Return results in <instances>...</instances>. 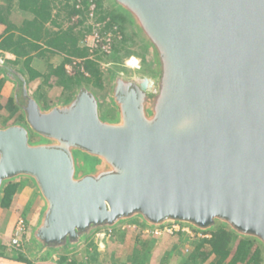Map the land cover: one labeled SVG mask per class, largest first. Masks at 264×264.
Wrapping results in <instances>:
<instances>
[{
    "label": "water",
    "instance_id": "95a60500",
    "mask_svg": "<svg viewBox=\"0 0 264 264\" xmlns=\"http://www.w3.org/2000/svg\"><path fill=\"white\" fill-rule=\"evenodd\" d=\"M106 1L147 63L113 65L108 99L81 85L46 108L21 71L24 122L0 128V190L32 181L33 239L55 251L139 220L220 224L264 252V0Z\"/></svg>",
    "mask_w": 264,
    "mask_h": 264
},
{
    "label": "rangeland",
    "instance_id": "374dc122",
    "mask_svg": "<svg viewBox=\"0 0 264 264\" xmlns=\"http://www.w3.org/2000/svg\"><path fill=\"white\" fill-rule=\"evenodd\" d=\"M0 2L3 3L4 7H6L10 3V0H0ZM50 2L52 8L51 18L49 22H47L46 27L54 32L72 31L73 35L78 38V44L82 48L81 42L84 39V36L88 33V29L86 26H84L85 24L83 19H75L76 13L70 14V9L68 6L71 5L70 0H50ZM104 3L105 6L111 10L106 0H104ZM11 4L12 15L10 17V20L15 25L21 26L23 19L30 18L31 15L26 12H22L19 14L14 11V7L18 8L17 0H13ZM98 19L100 20V15L98 16ZM113 25L117 26V32L110 31ZM105 31H110L113 33L112 52L109 55L97 56L96 61H93L98 65L100 71L103 73L102 89L93 87L91 84L88 85L86 84L85 80H82L80 85L73 87L72 90L67 93L63 92L62 88L55 84L56 80L54 78L49 80L48 87V84L46 85L44 83L43 78L31 79L30 72L26 71L24 57L17 59L13 54L9 52H7L8 54L6 55L4 51H0V65L9 64L11 67H13V69L19 68L20 71L25 72L27 78V90L29 95L31 97L37 98L38 102L44 108L54 103H58L68 99L72 95V93H74L75 90L81 85L92 88L103 98V100H105L109 97L108 93L111 70L110 68L113 65L123 66L131 57L140 59L142 61V65L147 63L146 61L144 62V60H142V57L145 53L144 47L138 41L133 31L124 22V20L122 21V23L118 24H107ZM38 43L41 45V49L36 50L33 53H35L34 55L36 56V59L39 60V62L33 67H36L39 72H41V74H45L48 70V66L50 65L49 57L48 53H44L43 55L40 54L42 49H45V46L42 41ZM68 58L70 61L71 58L79 57L68 56ZM34 59L35 58H33L32 61ZM32 61L31 65H33ZM132 64L133 63H130L131 67L133 66ZM142 70L143 72L146 71L145 69ZM130 72L135 73V71H133L132 69H130ZM67 75L75 78H77L78 76H82L84 78L89 77V74L88 76H85L77 72L73 75ZM1 78L3 81L1 83L2 89L5 79L3 77ZM48 91H53V96H51L50 98L49 96L44 97L45 93H47ZM6 92L8 95L7 98H11V95L13 94L12 86H9ZM2 97L0 96V103L5 104L6 101H4ZM43 97L46 99L44 100ZM16 99L18 102L22 101L19 94L16 95ZM17 113L18 111L14 116H10V112L8 110L0 109V127L2 126V124L6 123V121H10V123L13 124L22 123L17 121ZM101 114L106 118H114L115 116L113 108L106 102L102 104ZM4 118L6 119V121H2ZM32 139L35 141L36 138L33 137ZM84 160L85 159H83V157H76V161L78 163L77 175L84 174L89 170V165H87V163L85 164ZM40 207V202H38L36 209L34 208L35 216L36 213L40 210ZM20 215L21 216H19L18 218H23L25 222H27V218L29 219V221L27 222L29 224V229L26 235L23 236V244L25 245L29 243L27 244L29 248L25 247L23 249L24 245H21L20 249H16L18 251L14 253V257H16L18 253H22L32 262V264H71V261H75L76 264H190L186 262L187 253L185 252V249H190L194 241H189L181 235H163L160 237H154L143 233L141 228H128V224L132 226V223H135L138 226L141 225L142 222L139 220L127 222L128 224H120L115 228H112L110 233L103 229H98L93 234H91L88 239L84 241V243L80 244L74 249H64L60 251L49 249L48 251L43 252L40 249H37L36 242L33 239L32 232L34 218H32L33 216L31 217L32 214L29 216L28 213H24L23 215L20 213ZM217 225L220 224H216L215 227ZM102 233H105V235H101ZM62 256H65L67 260L62 261ZM211 260L212 259H209L206 262L197 264H208ZM20 264L24 263L20 262Z\"/></svg>",
    "mask_w": 264,
    "mask_h": 264
},
{
    "label": "trees",
    "instance_id": "16d2710c",
    "mask_svg": "<svg viewBox=\"0 0 264 264\" xmlns=\"http://www.w3.org/2000/svg\"><path fill=\"white\" fill-rule=\"evenodd\" d=\"M12 1L10 0L6 7L0 2V26L4 27V30L0 33L1 51L9 52L17 59L24 57L26 71L30 72L31 79L43 78L44 83L47 85L50 79L55 78V84L60 86L63 92L69 93L73 87L80 85L82 80L98 89L103 88V73L95 62L86 59V49L79 46L78 38L73 35L72 31L54 32L46 27L51 18L50 0H17L18 9L31 15L30 18L23 19L21 26L15 25L10 20ZM97 5L100 20L109 18V25L122 23L123 18L108 9L104 0H97ZM68 6L70 14L77 13L73 6ZM40 41L45 46V49L40 52L41 55L62 52L68 56L86 59L84 65L89 77L78 76L75 78L68 76L65 73L63 64L56 68L49 65L45 74H40L33 69L31 67L32 53L41 49V45L38 43ZM2 82V78H0V89ZM2 108L8 110L10 116H14L18 111L13 98L7 99L5 104L0 103V109ZM17 121L24 122L21 114L18 115ZM16 190L14 183H9L4 187L0 203L1 208L7 209L10 207ZM210 232L211 237L209 239H200L192 243L186 255L187 263L197 264L212 259L208 264H264V252L255 240L238 237L222 225H217ZM14 259L24 264H32L22 253H18ZM61 259L62 261L67 260L65 256H62ZM71 264L76 263L71 261Z\"/></svg>",
    "mask_w": 264,
    "mask_h": 264
},
{
    "label": "built area",
    "instance_id": "2783aa9c",
    "mask_svg": "<svg viewBox=\"0 0 264 264\" xmlns=\"http://www.w3.org/2000/svg\"><path fill=\"white\" fill-rule=\"evenodd\" d=\"M70 4L77 11L75 19H83L84 26L88 29V33L81 42L82 48L86 49L88 52L86 59L96 61L97 56L111 54L113 33L110 31L117 32V26L113 25L110 31H105L107 24H109V18L103 20L98 19L99 10L97 0H70ZM86 59L71 58L70 61L64 65L65 72L69 75H73L77 72L88 76L83 64ZM132 224V226L128 224V228H141L143 233L154 237L181 235L189 241L209 239L211 237L210 230H197L191 226L180 223H169L160 227H152L144 223H141L139 226L135 223ZM103 230L110 233L112 228ZM27 231L28 227L25 220L23 218H18L13 235L10 239V246L16 249L20 248L23 236L26 235ZM101 235H105V233ZM185 252H188V248L185 249Z\"/></svg>",
    "mask_w": 264,
    "mask_h": 264
},
{
    "label": "crops",
    "instance_id": "0c3cea01",
    "mask_svg": "<svg viewBox=\"0 0 264 264\" xmlns=\"http://www.w3.org/2000/svg\"><path fill=\"white\" fill-rule=\"evenodd\" d=\"M14 11L16 13H19V14L22 13V12H20V10L17 7H14ZM3 30H4V27L0 26V33ZM4 53L6 55L8 54L7 52H4ZM34 54L35 53L32 54L33 55L32 59L33 58H35V59L32 61L33 65H31V67L39 72V70L36 67L35 68L33 67L34 65H36L39 62V60L36 59V56ZM48 57H49L50 65H52L53 68H56L57 66H59L61 64L65 65L69 62L68 55L63 54L62 52H53L52 54H48ZM5 67H9L10 69H13V67H11L9 64H1L0 65V78L3 77L5 79V82H4L2 89H1V92H0V96L1 97L4 96V97H2V99L4 101L9 99V98H7L8 95L6 92L9 88V86H12V92H13V88L15 86L14 81H12L9 78L7 79L5 77V75L3 74V72L1 71V69L5 68ZM13 70L19 71L21 73L19 68L13 69ZM22 73H24L26 76L25 72L22 71ZM39 73L41 74V72H39ZM13 95H14V93L11 95L12 96L11 98H13L14 101L16 102L17 99ZM48 96H49V98L51 96H53V91L52 92L48 91L47 93H45L44 97H48ZM5 97H6V99H5ZM44 97H43V99L45 100L46 98H44ZM35 99H37V98H35ZM37 101H38V99H37ZM3 109H5V108H2L1 110H3ZM17 114L22 115V111H21L20 107H18V113ZM18 115H16V118L18 117ZM2 121H6V119L4 118ZM11 125H14V124L10 123V121H6V123L2 124V126L0 128H4L7 126H11ZM9 183H14L17 190H16V193L13 197V201H12L10 207L7 209L0 207V264H20V262L15 261V259H14V253H16V251H18V250H16V248H13L10 246V239L13 235L14 227H15L17 218L19 216H21L20 213L22 215L24 213H28L29 216L32 214L31 217L33 216L32 218H34V224H33V230H34L35 226L38 223L41 211L43 210L44 203H43V200L41 199L39 193L37 192L34 184L32 183V181L30 179L19 178V179H15ZM9 183H6L3 186V188L0 190V203H1V199H2V191H3L4 187ZM37 200H38V202H40L41 207L35 216L34 208L36 209V207H37V203H38ZM26 221L28 222L29 219L27 218ZM26 225L28 226V229H29V224L27 223ZM27 244H29V243H27ZM27 244L24 245L23 240H22V245H24L23 249L25 247L26 248L28 247ZM36 246H37V249H40L43 252L48 251L50 249V248L45 247L43 245H38L37 243H36ZM18 249H20V248H18Z\"/></svg>",
    "mask_w": 264,
    "mask_h": 264
},
{
    "label": "flooded vegetation",
    "instance_id": "af4514ba",
    "mask_svg": "<svg viewBox=\"0 0 264 264\" xmlns=\"http://www.w3.org/2000/svg\"><path fill=\"white\" fill-rule=\"evenodd\" d=\"M133 71H135V74H143V70L141 68H132ZM1 71L3 72V74L5 75V77L8 79H12L14 78L16 81H14L15 86L13 88V93H14V97H16L17 94H19L21 96V100L22 101H16L15 104L17 105V107H21L23 105L26 104L27 102V97L24 95L23 92V84L22 82L19 81V79L17 78L18 76L22 77V74L19 71H15L13 69H10L9 67H5L3 69H1ZM132 73V72H131Z\"/></svg>",
    "mask_w": 264,
    "mask_h": 264
}]
</instances>
